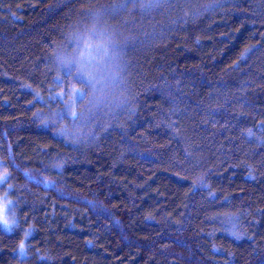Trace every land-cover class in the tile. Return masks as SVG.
Wrapping results in <instances>:
<instances>
[{"label": "trees", "instance_id": "16d2710c", "mask_svg": "<svg viewBox=\"0 0 264 264\" xmlns=\"http://www.w3.org/2000/svg\"><path fill=\"white\" fill-rule=\"evenodd\" d=\"M0 161V264H264V0H0Z\"/></svg>", "mask_w": 264, "mask_h": 264}, {"label": "clouds", "instance_id": "9594fccd", "mask_svg": "<svg viewBox=\"0 0 264 264\" xmlns=\"http://www.w3.org/2000/svg\"><path fill=\"white\" fill-rule=\"evenodd\" d=\"M79 41L78 51L72 56H66L65 60L70 66L71 63H77L80 68H83L85 64L91 62L92 53L96 51V46L89 37H77Z\"/></svg>", "mask_w": 264, "mask_h": 264}, {"label": "rangeland", "instance_id": "374dc122", "mask_svg": "<svg viewBox=\"0 0 264 264\" xmlns=\"http://www.w3.org/2000/svg\"><path fill=\"white\" fill-rule=\"evenodd\" d=\"M8 174L5 171V168L2 166L0 161V185L4 182L5 177L7 178ZM11 202L5 197L0 196V227H2L5 231H11L13 229V225L15 220L13 218V214L10 212ZM5 222L7 226H5Z\"/></svg>", "mask_w": 264, "mask_h": 264}, {"label": "snow or ice", "instance_id": "6c2138e0", "mask_svg": "<svg viewBox=\"0 0 264 264\" xmlns=\"http://www.w3.org/2000/svg\"><path fill=\"white\" fill-rule=\"evenodd\" d=\"M5 179H6V177H5ZM5 226H7L6 222H5Z\"/></svg>", "mask_w": 264, "mask_h": 264}]
</instances>
